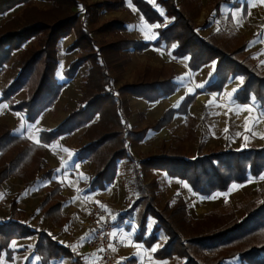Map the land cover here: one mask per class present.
<instances>
[{"label":"trees","instance_id":"obj_1","mask_svg":"<svg viewBox=\"0 0 264 264\" xmlns=\"http://www.w3.org/2000/svg\"><path fill=\"white\" fill-rule=\"evenodd\" d=\"M27 1L29 0H0V14ZM53 2L69 7L82 3L87 13L105 7L116 9L117 5L116 1L97 2L93 5H87L79 0H53ZM132 2L148 22L160 24L157 28L158 39L156 41L127 38L122 35L127 29L125 22L114 19L97 31L118 33L119 38L111 42H99L77 13L53 22L36 20L13 28L9 25L0 27V69L11 62L15 50L22 47L27 40L32 37H40L42 40L38 50L30 52L26 49L22 52L21 58L16 62L20 67V73L4 88L2 98L9 103L11 109L25 113L28 120L35 122L46 108L54 105L61 94L65 82H58L55 75L59 64L57 43L73 30L76 33V40L68 49L86 48L88 51L71 63L65 71V76L73 77L80 66L90 63L92 75L95 77L94 84L101 90L108 91L104 95L88 100L78 110L72 111L55 130L42 131L41 139L45 144L63 134L74 132L88 125L98 113H106L122 124L121 110H125L127 101L126 98L111 92L113 77L109 72L114 65L115 68L121 69L114 56L115 53L133 49L145 50L151 46L166 43L176 45L173 54L177 58L189 57V67L193 71L214 65L210 81L204 88L198 89L193 95H188L180 107L168 108L163 116L148 128L141 131L126 129L125 133L123 129L108 131L80 149V156L92 154L93 160L97 161L93 183L99 182L103 186L114 179L119 160L128 157L135 161L125 145L128 141L144 139L149 129L162 130L172 122L177 113L188 114L189 106L203 92H222L228 82L241 76L243 84L236 93L237 99L245 103L253 95L264 107V70L254 64L245 54L246 43L229 49L218 42L223 37L238 38L239 36L226 33L211 37L203 36L196 22V11L189 10L185 0H181L180 3L179 0H156L165 9L164 14H161L149 0H132ZM166 18L171 19V22L167 23ZM177 87L178 83L172 76L164 79L145 78L139 82L125 83L119 91L125 96L131 94L154 102L172 95ZM22 89H26L27 98L16 101L14 96ZM1 127L8 130L0 134V182L10 171H16L26 179L37 176L41 169L45 146L29 142L24 145L23 142L27 141L14 135L9 126L0 122V130H3ZM107 143H113L115 148L112 149L111 146L105 145ZM138 164L136 183L140 196L136 199L134 208L140 209V233L146 232L147 219L153 216L157 222L149 239L155 242L160 230H164L168 237L164 247L156 252L157 257L174 258L178 256L183 261L181 264H222L219 255H215L216 258L213 255L209 258L206 251L219 252L222 247L242 244L253 233L264 227V200H262L249 207L248 214L242 221L211 229L206 233L189 234L186 230L192 220L185 206L179 204L171 207L168 204L163 209L158 208L155 204V180L149 183L144 181L149 169H163L171 175L186 180L198 194L209 197L216 191L228 190L234 182L248 181L250 175L259 177L264 172V147H251L244 150L226 149L196 158H186L176 153H164L141 160ZM17 207V201L14 199L12 201L14 213L17 212ZM18 232H22V235L33 233L26 225L15 219L0 221V255L8 247L11 237ZM36 251L44 256L57 257L68 252V249L59 245L49 234L39 232ZM72 254L76 255V253ZM235 256L249 264H264V242L254 243L247 249L237 252Z\"/></svg>","mask_w":264,"mask_h":264},{"label":"rangeland","instance_id":"obj_2","mask_svg":"<svg viewBox=\"0 0 264 264\" xmlns=\"http://www.w3.org/2000/svg\"><path fill=\"white\" fill-rule=\"evenodd\" d=\"M79 1L87 5H93L97 2L116 1L117 5L116 9L105 7L87 13L82 3L78 6L69 7L62 3H55L53 0H29L0 14V27L9 25V27L13 28L36 20L53 22L64 16L77 13L85 21L88 29L92 31L93 36L99 42H111L119 38L120 34L118 33L97 31V29L114 19L125 22L127 29L123 31L122 35L129 39L150 42L158 39V27L155 26H160V24L148 22L132 0ZM149 2L161 14L165 13V9L156 0H149ZM185 4L189 10L196 11V22L200 23L202 21L200 18L203 8L201 1L185 0ZM166 21L170 23L171 19L166 18ZM142 24H147L151 27L150 34L154 35L155 39H147L145 37V32L141 29ZM215 35L213 33L208 36ZM75 40L76 33L73 30L68 36L61 38L57 43L59 64L55 75L58 82H65V86L57 98V100L61 99L58 103V108H60L63 115L69 111L78 110L88 100L108 92L101 90L94 84L95 77L92 75L90 63L80 66L73 77L68 78L65 76V71L70 67L71 63L78 59L81 54L88 51L86 48L69 50L68 47ZM216 40L218 41L219 39L217 38ZM218 42L224 47L232 49L244 44L245 40L239 37H223ZM245 43L246 47H248L249 43ZM41 44L42 40L40 37L30 38L22 47L15 50L11 62L0 69V105L3 103L9 105L7 101L2 99L4 96L3 89L18 77L20 67L16 62L21 58L22 52L26 49H29L28 51L30 52L38 50ZM174 48L173 45L163 43L160 46H151L145 50L133 49L115 53L114 56L117 62H119L121 69L115 68L114 65L110 68L109 72L113 77L111 92L117 96L126 98L127 101L125 110H121L122 124L116 122L106 113H98L86 125L89 128L78 137L79 141L94 140L108 131L112 132L123 129L125 133L127 132L126 129L144 130L161 118L168 108L180 107L189 94H194L198 89L204 88L210 81L214 65H209L199 71H193L188 66L187 57L177 58L173 54ZM245 54L249 56V59L254 64L259 66L256 61L251 59V54H248L246 51ZM259 68L262 69L263 67L259 66ZM172 76L178 83L175 93L154 102L131 94L125 96L119 91V88L125 83L139 82L145 78L164 79ZM239 84L240 79L237 78L227 83L222 92L198 95L196 100L189 106L188 114L177 113L172 122L162 130L149 129L144 139H131L132 141L130 140L125 144L128 151L130 148H133L135 153L134 158L137 162H140L141 160L164 153H176V155H183L186 158H196L200 155L226 149L244 150L251 147L263 148L264 107L255 98L247 104H241L235 100V93L232 90L237 89ZM199 85H203V87ZM26 93V89H22L14 96L15 100L26 99ZM53 106L46 108L44 111ZM24 114H17V126L11 129L13 134L23 137L24 133L28 131V126H32L31 124L27 126V122L25 121L27 115ZM28 121L33 123L30 120ZM3 124L8 126L6 123ZM22 124L24 125L23 128H21ZM1 129L3 130H0V134H4L8 130H4V127H1ZM34 133L36 134L37 130ZM126 136L127 133L125 134ZM23 143L27 145V142ZM105 145L111 146L112 149L115 148L113 143ZM153 179L156 182L155 204L157 207L163 209L168 204L171 207H176L179 204L185 206L192 220V223L187 226L186 231L192 235L206 233L211 229L242 221L253 203L264 200V172L257 178L250 175V179L246 182H234L228 190L216 191L209 197H203L198 194L186 180L171 175L163 169H149L144 181L149 183ZM1 203L4 204V202ZM137 214V218L140 221L139 208ZM150 218L154 222L153 216L148 217V219ZM263 242L264 227L253 233L242 244L222 247L219 249V252L206 251V254L209 258L212 255L215 258V255H219L222 264H249L247 261L235 256L236 253L247 249L254 243L261 244ZM182 262L180 260L178 264Z\"/></svg>","mask_w":264,"mask_h":264},{"label":"crops","instance_id":"obj_3","mask_svg":"<svg viewBox=\"0 0 264 264\" xmlns=\"http://www.w3.org/2000/svg\"><path fill=\"white\" fill-rule=\"evenodd\" d=\"M200 1L203 5L202 21L198 23L200 33L203 36L226 33L242 37L249 43L246 52L264 69V0ZM187 62L189 66V57ZM237 78L240 79L238 91L243 77ZM237 91L234 98L241 104L255 98L252 95L248 102H240L236 97ZM60 100L42 112L33 123L25 117L27 126H32H28L24 137L14 134L27 143L44 145L45 148L37 177L26 179L20 173L10 171L0 182V221L15 219L33 232L25 235L18 232L11 237L8 247L0 255V264H109L102 254L89 246L91 233L86 228V220L90 205L95 201L118 216L113 228L118 264H178L181 260L178 256H156V252L164 247L167 236L164 231H159L155 242L149 239L157 222L155 217L154 222L148 219L146 232L140 233L138 208H134L140 196L136 183L137 160L128 157L119 160L114 179L103 186L99 182L93 183L97 161L93 160L92 154L79 155L80 149L91 142L78 139L87 130L86 126L63 134L50 143L42 142V131L55 130L72 112L63 115L58 108ZM6 105H0V122L12 129L17 126V114L23 113ZM129 154L135 157L133 148ZM14 199L18 205L15 213L12 208ZM39 232L49 234L68 252L57 257L40 254L36 251Z\"/></svg>","mask_w":264,"mask_h":264},{"label":"built area","instance_id":"obj_4","mask_svg":"<svg viewBox=\"0 0 264 264\" xmlns=\"http://www.w3.org/2000/svg\"><path fill=\"white\" fill-rule=\"evenodd\" d=\"M117 220V214L110 212L101 202L95 201L90 205L86 220V228L91 233L89 246L102 254L109 264H118L117 252L113 250V228Z\"/></svg>","mask_w":264,"mask_h":264},{"label":"snow or ice","instance_id":"obj_5","mask_svg":"<svg viewBox=\"0 0 264 264\" xmlns=\"http://www.w3.org/2000/svg\"><path fill=\"white\" fill-rule=\"evenodd\" d=\"M155 27H159V25H156ZM141 29L145 32V37L147 39H155V36L150 34V32H151V27L150 26H148L147 24H142L141 25ZM173 47H176V45H173ZM241 83H243L242 78H241ZM199 86L200 87H203V85H199ZM236 91H237V89H233L232 90L233 93H235ZM229 95H231V94H229ZM23 127H24V125L22 124L21 125V128H23ZM36 142L38 143L39 141L37 140ZM65 151H67V150H65ZM86 235H90V233L89 234H86ZM115 235L116 234L113 233V236H115ZM113 250H115V249H113ZM153 250H155V249H153ZM99 251H104V249H100Z\"/></svg>","mask_w":264,"mask_h":264}]
</instances>
